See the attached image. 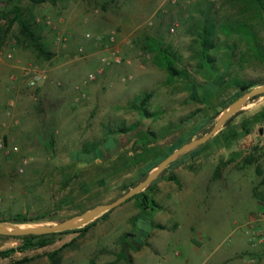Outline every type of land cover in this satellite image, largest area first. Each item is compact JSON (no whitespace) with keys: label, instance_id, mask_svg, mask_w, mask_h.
<instances>
[{"label":"rangeland","instance_id":"obj_1","mask_svg":"<svg viewBox=\"0 0 264 264\" xmlns=\"http://www.w3.org/2000/svg\"><path fill=\"white\" fill-rule=\"evenodd\" d=\"M42 1L0 0L1 8L21 7L53 54L50 59L39 55L21 35L18 23L0 39V141L5 142L0 148V223L9 230L53 226L116 201L129 191L125 185L137 181L143 166L130 164L123 168L122 161H134L140 155L161 158L175 152L179 144L192 138L195 127L226 110L231 104L223 106L238 91L231 86L224 91L217 88L205 104L191 100L188 82L180 77L170 81L168 72L158 66L149 39L172 48L176 69L186 70L190 80L199 85V94L205 96L207 80L198 66L200 23L206 15L219 25L236 20L243 8L241 3ZM8 24L7 20L0 21L4 31ZM174 24L177 26L172 31ZM253 24L257 40L264 46V22L258 18ZM112 30L117 32L122 56L131 59L132 65L108 67L104 75L89 82L88 75L100 67L105 52L100 43L86 35L105 37ZM60 35L67 41H60ZM218 43L220 50L212 52L216 66L225 52L230 48L234 51L229 81L264 84V64L253 58L246 39L241 42L237 35L219 34ZM24 66L44 72L48 79L36 89L29 88ZM128 75L132 80L124 82ZM145 92L153 94L148 114L130 108ZM263 109L264 96L248 102L231 124L213 137L219 141L217 150L223 149L225 134L242 132V121L252 119ZM218 117L191 141L207 135ZM42 123L52 126L50 136L49 130L45 135L41 129ZM137 123L139 127L133 128ZM129 128L131 131H127ZM180 136L183 142L174 145ZM233 142V147L225 150H232L231 154L217 156L218 165L211 176L207 175L208 160L204 164L192 161L186 170L194 174L193 178L181 177V189L175 182L168 185L169 194L159 200L163 210L154 211L151 218L163 223V230H151L148 217L140 216L135 199L98 218L87 233L57 235L52 245L18 252L0 259V264H17L25 258L31 260L23 264H218L220 255L236 247L251 250V224L264 223L260 219L264 207L252 196L255 186L260 199L264 193V122L255 125L249 136ZM147 143L154 145L149 152L145 151ZM20 168H24L22 174L17 173ZM147 193L154 196L150 190ZM20 214L34 220L27 224L5 222ZM142 231L151 233L148 246L139 251L123 248L122 239L127 234L138 241ZM22 243L18 238L0 235V251ZM69 244L55 261L50 258ZM255 247L258 264H264V244ZM124 250L129 259L124 257Z\"/></svg>","mask_w":264,"mask_h":264},{"label":"trees","instance_id":"obj_2","mask_svg":"<svg viewBox=\"0 0 264 264\" xmlns=\"http://www.w3.org/2000/svg\"><path fill=\"white\" fill-rule=\"evenodd\" d=\"M34 4L42 3V0H28ZM238 3H241L243 5V8L239 14V17L236 20L228 21L226 23L218 24L216 19L213 18L211 15H206L205 18L201 21L199 29L200 32L198 33V41L200 42L201 49L198 53V56L200 58V62L198 64L199 68L202 69L204 76L207 80V84L205 87V96H201L199 94L198 86L194 81H191L188 75V72L186 70H177L176 69V53L172 50L171 47H163L160 45V43L154 39L150 38L151 47L150 52L156 55L157 58V64L161 68H164L168 74L170 75V81L173 80L176 77H180L184 79L186 82H188V85L190 87L191 91V100L199 103H206L209 102L210 98L214 96V93L216 92L217 88H221L222 91L225 89L231 87L236 88L238 91L234 95H232L228 99V103L223 106V108L228 107L230 104L238 100L241 96H243L245 93L249 92L255 87H258V84L255 83H242L241 81L235 79L234 81H229L228 75H229V69L233 65V57H234V51L232 48L225 52V54L219 58L221 64L216 66V57L212 55V52L215 50H220L221 45L218 43V36L219 34H224L226 36H233L237 35L239 36V39L241 42L246 39L247 44L250 46L249 51L252 52L253 58L258 61L261 64H264V46H262L258 40H257V32L255 31V26L253 24V21L255 19H260L262 22H264V0H234ZM12 16V18H11ZM7 20L9 22L7 29L4 31L0 27V39H2V34H7L13 24L18 23L20 26V33L26 40H29L35 49L38 51L39 55L44 56L47 59H50L53 57V54L47 50L45 45L41 42L40 35L35 30L33 24L31 21L25 18L23 11L21 7L18 5H13L11 9H4L0 7V21ZM221 91V92H222ZM153 97L152 93H143L139 96H137L138 102L137 104L132 105L130 108L133 110H136L140 113L147 112V106L151 98ZM205 97V98H204ZM259 97L252 98L249 102H252L253 100H256ZM223 112L221 110L220 112H217L215 116L210 117L209 119L205 120L202 124L195 127L192 133V138L196 136L197 132L204 128L208 122L211 120H214L218 115H220ZM237 115V114H236ZM235 115V116H236ZM235 116H233L224 127H227L231 124V122L234 120ZM264 122V109L256 114L252 119H244L241 123V129L242 132H238L235 130L230 131V133H227L223 136L224 141L226 144H229L230 141L237 140L240 136H248L252 133L253 127L257 124H260ZM139 127V124H135L133 128ZM127 130V129H126ZM125 130V131H126ZM121 131L125 132L124 129ZM127 131H131V128H129ZM260 131L262 132V128H260ZM208 131L207 133H209ZM223 132V131H221ZM192 138H190L188 141L179 144L178 148H181L184 144L189 143ZM210 142V141H209ZM150 143L146 144L145 151L149 152L151 149L148 148ZM172 153L171 152L167 155H163L161 158H156L155 155H140L138 156L134 161L131 159L122 161L123 168H128L130 164L135 165H144L146 164V167L143 171H141L138 179L136 182L131 183V185H125L126 190L131 189L141 182H143L148 174L156 168L162 161H164L167 157H169ZM92 160H90L91 162ZM170 164L169 167L160 175V177L154 181L149 187H147L143 192L140 194L135 195L132 199L128 200H138V205L141 209L140 216L145 215L147 216V220L150 222L151 230L153 229H161L163 230L165 227L161 224H157L154 222V220H151L152 213L156 210H163V206H161L154 196H151L147 193V191L154 192L156 184L161 180L164 175L168 172L169 168L172 167L175 163ZM168 180L175 182L180 186V182L178 178L175 175H171ZM108 213H105L103 217H107ZM139 216V215H138ZM137 218V217H136ZM34 219H29L26 215H16L15 217L5 221L10 222L12 224H27ZM1 222V220H0ZM96 221H94L91 224L86 225L85 227L81 229H77L74 231H66L62 233H55L51 235L46 236H24V237H15L23 241L22 245L17 248H10L7 250L0 251V259H7L12 257L14 254L18 252H27L37 249H42L45 247H48L54 243V237L60 234L70 233V232H76V233H87L94 225ZM150 232L142 231L141 238L136 241L132 240L130 237L131 234H127L123 239V248L130 247L133 248L135 251H139L144 246H148V240L150 238ZM69 245H64L61 249L58 251H55L54 253L50 254V258L55 261L56 256H58L65 248L70 247ZM126 250H124V257L129 259L128 255L126 254ZM31 259L25 258L21 261H18L17 264H23L25 262H29Z\"/></svg>","mask_w":264,"mask_h":264},{"label":"water","instance_id":"obj_3","mask_svg":"<svg viewBox=\"0 0 264 264\" xmlns=\"http://www.w3.org/2000/svg\"><path fill=\"white\" fill-rule=\"evenodd\" d=\"M264 96V84L253 88L249 92L245 93L238 100L233 102L226 110H224L218 117L213 129L205 136L186 143L181 148L172 153L164 161H162L156 168H154L147 176V178L138 184L137 186L131 188L125 195L117 199L116 201L97 206L93 209L87 210L82 214L73 216L61 223L55 224L53 226H43V225H33L26 228H20L16 230H9L2 227L5 224L0 223V235L10 236V237H24V236H46L55 233H62L66 231L80 229L88 224L93 223L98 218L103 216L119 206L126 203L128 200L132 199L135 195L143 192L147 187H149L154 181H156L160 175L168 168V166L174 162L178 157L186 154L200 145L208 142L213 138L224 126L225 124L237 113H239L245 105L254 97ZM9 226V225H7ZM17 228L16 226H9Z\"/></svg>","mask_w":264,"mask_h":264},{"label":"crops","instance_id":"obj_4","mask_svg":"<svg viewBox=\"0 0 264 264\" xmlns=\"http://www.w3.org/2000/svg\"><path fill=\"white\" fill-rule=\"evenodd\" d=\"M50 126L51 125H49V124L42 123L41 129L45 132V135H46V132H47L46 130H49ZM51 134L52 133H50V130H49L47 132V137H48V135L50 136ZM48 140H50V139L48 138ZM214 140L215 139L211 138L209 140L210 142L208 141V142L200 145L196 149H194V150H192V151H190V152H188L186 154L181 155L180 157H178L175 160V161L178 160V162L175 163L172 167L169 168L168 172L164 175V177L161 180H159V182L155 186L156 190L153 192V195H154V198L156 199V201L158 203H159V200L161 198H163L164 195L169 194L168 191H170V190L168 189V185L171 184V183H174L173 181L168 180V178L171 175H175L178 178V180L180 182V187L178 186V188L181 189L182 188V182H181L182 179H181V177H184L185 179L188 177V179L191 180V178H193L192 176H194L193 173H190V172H188L186 170V167L189 166L192 161H196V162H202L203 161V164H204V162L206 163V160H208L206 164H210V166H209L210 167L209 168L210 172L208 171L207 175L211 176L212 175V171H213L212 169L216 165H218L217 156L218 155H228V154H231V152H233L232 150H231L230 153H226L225 152V150L227 148H232L233 147V145H234L233 141H230L229 144H226V142H225V144H223V149H221L220 152H219L217 150L219 141L218 140L214 141ZM180 141H182V136H180L173 144L176 145ZM153 147H154V145H151V144L148 146L149 149H152ZM81 149H79V151H81ZM174 162H172V163H174ZM145 167H146V164H144L141 167L142 168L141 171H143L145 169ZM201 171H202V169H201ZM259 183L260 182H258V184ZM261 186H264V185H261ZM255 187L252 190L253 191L252 196H253L254 199H256V201L261 206L264 207V193L262 194L261 199H260V196H259L260 193H258L260 191L256 192V194H255ZM250 214H252V213L250 212ZM250 216L253 218L252 215H250ZM252 218H251V221H252ZM253 221L255 222V220H253ZM154 222L164 226V224L161 223V222H158L156 220H154ZM255 229L256 230H262L264 232V223L263 222L262 223L259 222L258 225L255 226ZM257 244H259V243H257ZM257 244H252L251 245V250H249V251H240L236 247V249L234 251L230 252V253L229 252L228 253H223L222 255H220V258L218 260V264H258V262L256 260V255H254L255 254L254 252H256V250H257L256 247H255V246H257Z\"/></svg>","mask_w":264,"mask_h":264},{"label":"built area","instance_id":"obj_5","mask_svg":"<svg viewBox=\"0 0 264 264\" xmlns=\"http://www.w3.org/2000/svg\"><path fill=\"white\" fill-rule=\"evenodd\" d=\"M177 26V24H174L173 27L171 28L172 31L175 30V27ZM87 38L96 40L98 43H100L103 48H104V52L105 55L102 58V62L100 67L93 73H90L88 75V81L92 82L97 80V78L99 76H102L105 74L106 69L108 67L111 66H131L132 65V60L131 59H127L124 56H122L121 54V50L119 48V44H118V36H117V32L115 30H112L108 33L107 36H94L92 37L91 34H87L86 35ZM60 41H67V37L60 35L58 38ZM10 58L12 57V55L9 56ZM23 72L24 74L28 77V86L31 89H36L39 86H41L44 82H46V80L48 79L47 75L40 71L37 70L36 68H32V67H23ZM132 75H128L126 77L123 78V81H130L132 80ZM87 81V82H88ZM82 97H85V95L83 94ZM5 147V142L4 140L0 141V148H4ZM27 164V162L25 161L24 165ZM24 172V168H20L17 173L18 174H22ZM260 219L264 220V217L261 216ZM253 224V223H252ZM251 224V232L249 233L251 236V242H253V244H264V232L262 230H256L255 226Z\"/></svg>","mask_w":264,"mask_h":264},{"label":"bare ground","instance_id":"obj_6","mask_svg":"<svg viewBox=\"0 0 264 264\" xmlns=\"http://www.w3.org/2000/svg\"><path fill=\"white\" fill-rule=\"evenodd\" d=\"M8 227V226H7Z\"/></svg>","mask_w":264,"mask_h":264}]
</instances>
